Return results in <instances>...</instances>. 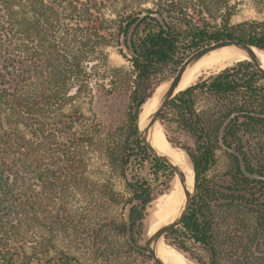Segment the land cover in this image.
<instances>
[{"label": "trees", "instance_id": "trees-1", "mask_svg": "<svg viewBox=\"0 0 264 264\" xmlns=\"http://www.w3.org/2000/svg\"><path fill=\"white\" fill-rule=\"evenodd\" d=\"M148 2L158 6L163 23L150 9H122L118 21L102 13L110 6ZM183 6L229 5L227 0H0V264H80L75 256L51 254V235L68 238L84 227L83 219L92 221L98 202H120V194L110 185L89 176L88 156L96 147L98 131L73 104V98L88 88L84 63L111 38L109 25L128 36L136 24L130 46L135 77L124 131L112 140V148L107 146L105 155L117 168L127 170L135 165V170L126 179L130 193L126 220L104 221L128 253L145 255L138 242L146 210L165 191H156L140 169L151 165L169 176L171 170L153 158L139 138L141 108L191 53L207 44L238 40L264 51V21L224 22L212 28L194 23ZM141 28L142 34L133 39ZM234 64L180 92L158 118L164 125V116L171 112L193 141V149L183 150L197 181L214 157L210 135L214 124L196 113L195 89L240 97L243 104L227 110L222 118L235 113L253 131H264V119L253 116L264 114V87L256 86L263 77L250 62ZM227 129L234 136L232 126ZM225 142L245 158L240 147L226 137ZM229 156L234 161L231 178L235 187L230 195H221L231 203H213V192L199 184L187 215L164 235L165 243L197 264H220L222 243L216 238V221L222 209L229 208L232 216L249 218L241 221L239 236L234 232L229 238L242 246L244 255L257 254L264 264V252L256 248L260 241L264 245V181L246 176H264V166L256 171L246 160L243 169L237 155ZM79 199H85L84 207L76 205Z\"/></svg>", "mask_w": 264, "mask_h": 264}, {"label": "rangeland", "instance_id": "rangeland-1", "mask_svg": "<svg viewBox=\"0 0 264 264\" xmlns=\"http://www.w3.org/2000/svg\"><path fill=\"white\" fill-rule=\"evenodd\" d=\"M227 1L229 6L183 7L187 8L189 17L194 23L207 25L212 28H218L224 22L230 25H237L247 21H264V0ZM122 9H150L154 12L153 16L159 22L163 23L162 17L157 13L158 6H153L151 2L143 6H110L102 10V13L106 19L118 21L117 14H120ZM144 15L142 14L141 16L143 17ZM109 27L112 28V35L108 39L107 45L105 47H97V53L94 54V57H91L89 62L84 63L85 70L88 74V88L85 89V92L82 91L83 93L78 95L77 98H73V104L81 111L86 123L98 131L96 135V147L88 156L90 159L88 167L89 176H93L95 182L102 181L110 185L120 194V202L117 204L98 202L96 208L93 210L94 214L91 216L92 221L87 218H85V221L83 219L82 225L84 227L78 233L76 231L68 238L56 233L51 235L50 252L54 255L66 254L75 256L80 264H155L146 249L143 252L145 254L143 257L128 253L125 247L120 245L110 225L104 221L126 220L128 213L126 201L130 198L126 179H129L130 173L135 170V165L127 170L125 168L119 169L116 165L110 164L111 162L105 155L107 146L109 145L112 148L110 145L112 140L118 139L124 131L123 128L127 123L132 106L134 92L133 81L135 77L134 69L130 63L131 50L127 43V36L118 34L115 26L109 25ZM142 30L141 28L136 32L133 39L140 36ZM102 62H105L106 65H102ZM225 68H215L201 72L189 86L183 89L186 90L189 87H193ZM256 86L264 87V78L259 80ZM192 97L196 113L206 122L208 121L214 124V127L210 129L212 130L210 135L214 146V157L207 171L201 175L200 180L197 181L196 179V187L202 184L212 191L213 197L217 200L215 203L217 205L231 203V200L226 201L224 196L228 193L227 189L231 188L230 178L234 172V161L230 158L229 154L234 153L231 152L233 148H228L226 145L225 137L227 138V142L233 143L241 148L247 162L254 169H260L261 166H264V131L261 129L258 130V128L253 131V127L250 123H247L248 121H245L243 118H237V115L234 113L230 115L231 121L227 126H232L233 131H235L234 136H230L227 133L228 129L226 127L220 139L219 130L226 120L222 118L224 112L243 104V100L240 97L215 96L201 89H195ZM142 109L143 107L141 111ZM255 115L257 114L253 116ZM164 120V125L160 124L159 121L157 125L165 142L181 153L185 161L189 162L191 168L194 169L189 156L183 150V148L193 149V141L190 139L188 133L179 126L176 117L171 112L167 111ZM216 126H218L217 130L214 129ZM225 133L228 136H225ZM140 174L148 176L156 191H165L163 195L157 197L147 207V216L143 221L140 240L138 242L144 247V229L146 230L150 223L160 219L157 218L158 212L160 207L167 201L175 175L173 176V172L171 171V175L169 176L165 170H157L151 165H145L142 170L140 169ZM168 178H170V181ZM168 186L170 188L169 190L167 189ZM196 192L197 190L195 188L194 196ZM85 203V199H79L76 205L81 204V207H84ZM229 211V208H223L222 214H218L223 217L221 216L219 218L217 216L218 220L216 219V227L218 229L216 238L222 243L220 246V264H261L262 260L259 255H244L241 250L242 246H237L238 242H233L229 238L234 235V232H236V236H239L238 233L242 232L240 223L241 221L245 223V220L248 218L244 214L241 216H232ZM127 240L131 242L130 234L127 235ZM188 244L191 245L192 242H188ZM163 245L171 253L189 259L186 255L177 253L168 246L164 238ZM262 245L263 243L260 241L257 245L258 247H256L259 252H264L262 251L264 250V245ZM254 248L255 246L252 247V250ZM193 262L196 263L195 261Z\"/></svg>", "mask_w": 264, "mask_h": 264}, {"label": "water", "instance_id": "water-1", "mask_svg": "<svg viewBox=\"0 0 264 264\" xmlns=\"http://www.w3.org/2000/svg\"><path fill=\"white\" fill-rule=\"evenodd\" d=\"M135 26H136V24H134L130 28V32L127 36V43L129 46H131L132 31L134 30ZM224 47H236L241 52H243V54H245V56L248 59L246 61L252 63V65L258 71V73L260 75H262V77L264 78V67L262 66L260 60L258 59V57L255 55V53L253 51V49H257L256 47H254V46H252L246 42H242V41H238V40H222V41L212 42L210 44H207V45L197 49L193 53H191L182 62V64L179 66L176 74L171 79L166 81L165 83L163 82L159 85V86H161V85L164 86V89L161 91V93L159 95V98H158V101L156 103L155 108L145 118V120L142 123H140V121H139V118H140V114H139L138 135H139L140 140L142 141L143 145L145 146V148L147 149V151L149 152V154L153 158H155L159 162L165 164L168 168H170V170L172 172L176 173V175L179 178V182H180L181 187L183 189L184 195H185L184 203H183L181 209L178 211V213L176 214V216L174 217L173 220H171L165 224L160 225L157 228V230L155 232H153L152 234H148L147 229L146 230L144 229L143 244H144V247H145L147 253L149 254V256L151 257V259L153 260V262L155 264H166L157 255V250H156L157 244L160 240L163 241L164 235L169 230L179 226L181 224V222L183 221V219L185 218V216L187 215V212H188L190 205L192 203V200L194 198V192H195L197 181H196L194 169L191 168L192 172H193L192 179L187 180L186 174L181 169V167L171 157H169L166 154L161 153L160 151H158L155 148V146L152 143V133H153L155 126L158 124L159 115L164 110L166 105L171 100H173L176 96H178L180 94V92L184 91V90L177 91V89L181 83L182 77L185 74V72L189 68L194 66L204 56L210 54L213 51L224 48ZM257 50L262 51L260 49H257ZM262 52H264V51H262ZM140 113H141V110H140ZM255 116L260 117V118H264V115H255ZM230 121H231V116L228 117L224 121V123L222 124V126L219 130L220 139H221L226 127L230 123ZM231 152H233L239 158H242V155L239 154L234 149L231 150ZM246 176L250 179L264 181V176H261V175H256V174L251 175V174L246 173ZM191 262H193V261H191ZM195 264H197V263H195Z\"/></svg>", "mask_w": 264, "mask_h": 264}, {"label": "bare ground", "instance_id": "bare-ground-1", "mask_svg": "<svg viewBox=\"0 0 264 264\" xmlns=\"http://www.w3.org/2000/svg\"><path fill=\"white\" fill-rule=\"evenodd\" d=\"M253 51L264 67V52L257 49H253ZM246 60L248 59L245 54H243V52H241L236 47H224L219 50L213 51L210 54L204 56L194 66H192L185 72L177 91L185 90L183 88L189 86L194 78L197 77V75L201 72L215 68L227 67L234 63ZM163 89L164 86H159L153 98L143 106L139 118L140 123H142L155 108L159 95ZM152 143L158 151L171 157L181 167V169L186 174L187 180L192 179L193 172L189 162L185 161V158L181 153H179L177 150H175L165 142L162 134L160 133L158 125H156L153 130ZM174 175L175 177L171 184L170 194L167 198L166 203L160 207L157 215V218L160 219L150 223L147 226L148 234H152L153 232H155L160 225L173 220L184 203L185 195L183 189L179 182L178 176L173 172V176ZM156 250L158 257L166 264H195L190 260L181 256H177L174 253H171L169 250L165 249L162 240L158 242Z\"/></svg>", "mask_w": 264, "mask_h": 264}, {"label": "flooded vegetation", "instance_id": "flooded-vegetation-1", "mask_svg": "<svg viewBox=\"0 0 264 264\" xmlns=\"http://www.w3.org/2000/svg\"><path fill=\"white\" fill-rule=\"evenodd\" d=\"M239 159H240V165H241V166L243 167V169H244V165H245L246 158H244L243 155H242V158H239ZM255 170H256V171H260V170H263V169H261V168H260V169L257 168V169H255ZM262 173H264V172H262ZM230 182H231V188H230V190L227 189V192H228L227 194H228V195H230V194L232 193L231 190L234 189V187H235V186H234V181H233L232 178H230ZM229 200H230V199H226V201H229ZM212 202H213V203H216L217 200L214 199ZM236 202H237V201H236ZM237 203H238V202H237Z\"/></svg>", "mask_w": 264, "mask_h": 264}]
</instances>
